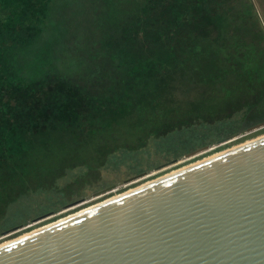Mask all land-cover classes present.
Segmentation results:
<instances>
[{"label":"rangeland","instance_id":"1","mask_svg":"<svg viewBox=\"0 0 264 264\" xmlns=\"http://www.w3.org/2000/svg\"><path fill=\"white\" fill-rule=\"evenodd\" d=\"M45 1L0 0V56H8L0 60V178L9 169L24 174L26 165L28 175L46 180L69 149L100 144L115 152L90 182L75 184L89 171L77 166L53 187L11 203L0 218V243L264 134V127L248 131L264 118V12L254 0H48L32 37ZM257 4L264 10V0ZM92 21L120 60L121 98L89 99L67 86L74 83L39 73L68 69L57 53L68 34L80 37V23ZM17 39L29 41L17 47ZM12 71L39 78L16 81ZM192 118L225 119L181 127ZM200 136L206 146L176 153ZM67 184L79 193L68 198Z\"/></svg>","mask_w":264,"mask_h":264},{"label":"water","instance_id":"2","mask_svg":"<svg viewBox=\"0 0 264 264\" xmlns=\"http://www.w3.org/2000/svg\"><path fill=\"white\" fill-rule=\"evenodd\" d=\"M0 264H264V134L4 241Z\"/></svg>","mask_w":264,"mask_h":264},{"label":"trees","instance_id":"3","mask_svg":"<svg viewBox=\"0 0 264 264\" xmlns=\"http://www.w3.org/2000/svg\"><path fill=\"white\" fill-rule=\"evenodd\" d=\"M44 0H42L43 2ZM259 0H254L256 9L260 12V17H262V13L264 10L261 8L257 2ZM48 0L44 2L43 9H42V15L40 21L34 23V34L32 37L37 33V30L41 28L43 25V22L47 15V9H48ZM260 7H259V6ZM84 7H81V10L84 12ZM97 8H95L96 10ZM95 10L92 9V12L96 14ZM41 14V13H40ZM78 26H83V32L80 33V37L78 38L75 35L68 34L67 38L64 40L61 48L62 51H58L56 59H58L63 64H66V68L68 69H59L57 66H54L51 71H39L40 74H46L48 75L50 79L56 78V82L61 81L62 83L70 82L74 83L75 85H67L75 88L78 90L79 93L84 94L89 99H91L95 96H98L100 98L106 99V100H114L117 98H121L124 96V77H123V71L122 67L120 65V60H115L112 58V56L109 54L107 47H105L106 43V36L102 33H97V28L95 21H92L91 23H80ZM91 27L93 29H91ZM76 29V26L72 25L71 29L69 31L73 32V30ZM102 36V37H101ZM31 37V38H32ZM97 39V40H96ZM29 41L27 40H20L17 39L14 42H11L15 44L17 47H23V45ZM95 41H98V43H95ZM18 43V44H17ZM45 49L47 50V45H45ZM3 57L0 56V60H3ZM8 58L5 57L4 60L6 61ZM8 67V66H6ZM13 70V69H12ZM11 72V70H6L4 72ZM59 71V73H58ZM9 72V73H10ZM13 78L16 81L22 80L23 82L32 83L34 82L33 79H38L39 77L35 76L33 79H22L19 78V75H17V72L15 73V77L12 71ZM55 80V79H54ZM46 96V94H44ZM54 97V96H53ZM55 98V97H54ZM260 103V102H259ZM252 104H258L256 102ZM261 104V103H260ZM259 113V111H258ZM231 116V115H230ZM24 119V118H23ZM225 119V118H217V119H197L192 118L188 120V126H181V127H191L195 122H206L213 124L218 120ZM177 129V128H176ZM175 130V129H173ZM168 130L164 133H153L152 135H158L163 136L166 135V133H169ZM194 138V136L192 137ZM208 137H202L200 136L199 141H195L193 143L187 144L183 147L182 152H186L190 148L193 149L195 146L205 144L208 141ZM147 142H144L141 146H144ZM140 146V147H141ZM138 147V148H140ZM137 148L130 149V150H136ZM122 150V149H121ZM128 150V149H126ZM114 150H107L106 148L102 147L100 144L97 145V147L93 151H88L84 149H72L67 151L66 157H68L63 163L59 161V163H56V165H53V176H48L46 180H41L37 177H31V175H28L29 169L26 165H24V174H21L18 171H14L13 169H9L8 171L10 174L8 177L0 178V218H3L11 203L15 202L18 198H20L22 195L30 192V191H38L39 189H46L53 187L57 180L61 177H63L69 169H73L77 166H86L89 171L85 172V174L76 180L75 184L81 186L82 183H87L92 181V179H95L98 175V168L106 164V160L108 162V156L110 154H113ZM23 153H26V150L23 151ZM83 156L84 159H78L77 157ZM78 159V160H76ZM32 168L35 167L37 163H29ZM64 193L68 197H72L73 194H78L79 192L75 191L73 189L72 184H67L64 188Z\"/></svg>","mask_w":264,"mask_h":264},{"label":"flooded vegetation","instance_id":"4","mask_svg":"<svg viewBox=\"0 0 264 264\" xmlns=\"http://www.w3.org/2000/svg\"><path fill=\"white\" fill-rule=\"evenodd\" d=\"M264 121V118H262V119H260V120H258L257 122H255V123H253L250 127H252V126H254L255 124H257V123H260V122H263ZM250 127H248V129L250 128ZM233 132H236L235 130L233 131ZM238 133V132H237ZM240 144V143H239ZM238 145V144H237ZM201 146H206V145H201ZM188 152H190V151H192V149L190 148L189 150H187ZM179 152H182V150H180V151H178V152H176L177 154H179ZM69 198V197H68ZM44 225V224H43Z\"/></svg>","mask_w":264,"mask_h":264}]
</instances>
